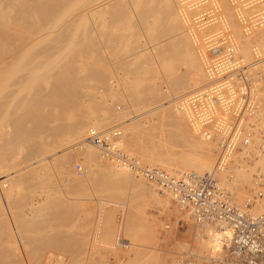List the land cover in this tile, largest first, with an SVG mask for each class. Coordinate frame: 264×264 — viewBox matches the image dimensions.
Here are the masks:
<instances>
[{
    "label": "bare ground",
    "instance_id": "1",
    "mask_svg": "<svg viewBox=\"0 0 264 264\" xmlns=\"http://www.w3.org/2000/svg\"><path fill=\"white\" fill-rule=\"evenodd\" d=\"M203 1L205 2V0H0V264H53L52 258L43 256L46 252L51 253L53 249L63 254L60 259L63 264H83L84 258H87V264H93V259L90 258L93 253V245L91 242L83 240L82 234L78 233V229L80 231L86 229L87 221H89L79 215L80 208L61 200L55 188H49L50 190L36 201L30 200L27 195H21L19 184L21 182L30 183L33 178L23 176L11 181V173L5 174L3 170L5 168L3 165L8 163L33 161L38 164L53 160L68 162L73 159L71 150L80 152L79 154L75 153L80 156L82 154L84 159L110 162L108 158L111 157L122 169L116 166L108 167L107 175L103 177L106 183L103 191L109 193L112 196L111 199L124 197L121 193H125L127 196V200L125 197V201H123V206L126 207V218L125 225L123 224L125 231L122 230L125 235L128 230V235L129 233L130 237L132 235L131 241L144 238L145 229L150 227L148 221L145 220L148 203L160 202L161 206H164L165 203L173 210H178L170 202L171 195L161 196L154 183L138 175L128 165L119 162L115 153L107 154L91 144L88 140L91 130L106 133L110 137L117 133L118 135L113 137L115 147L142 168L156 166L159 170H165V172L176 176L191 173L197 175L216 173L220 185L228 190V185L223 183L226 180L222 181L221 177H218V173L222 174L223 171L221 172L219 168L216 169L212 164L203 163L209 160L214 161L215 155L212 154L210 144L224 139V128L234 122L232 120L233 107L238 106L241 108L237 115L240 118L238 127L243 129V134L240 135L241 133L238 131L236 148L231 152L232 155L230 154L231 168L235 169L236 181L248 183L249 174L246 172L247 170L245 171V167L236 165L242 160L239 161L241 156H236L235 152L247 149L244 152L247 156L248 152L256 150L264 158V105L262 106L261 100L262 96L264 100V86H261L259 81L247 76L248 73L258 69L264 70V57H262L264 56V39H258L255 36L256 30L255 33L251 32L252 35L249 32L251 35L249 36L248 31H246L247 34L245 32L246 28L240 29L238 23L247 17L243 16L244 12L252 13L250 17L264 16V12H262L264 0H208L215 5L216 12L214 8L212 9L213 5H210L211 8H209L210 11L217 14L214 16L208 15L210 14L208 9H205L208 11L207 15L200 12L202 8L200 4ZM215 21L221 27H219L221 29L219 32L210 29ZM245 21L247 23V20ZM209 25L210 27H208ZM241 30L247 37L242 40H247V42H241V37H243V35L241 37L239 35ZM144 32L150 33L154 37L152 46L146 47L141 42L140 34L142 35ZM97 33L101 34L103 38L101 41L104 45L107 48H112L113 52L118 55V60L114 64H104L105 49L101 45L100 39L95 37ZM191 37L196 39L197 48L206 52L212 50L210 47L214 45L224 46V49L229 47L234 52L233 55L231 54V61L236 64L253 61L245 67L241 65L242 68L236 72L233 71L232 75L227 73L222 76L221 80L226 84L223 83L222 86L228 88L227 95L229 97L226 95L228 98H225L226 102L228 100V106L220 109L219 117L216 120L214 117V130L203 129L202 124L195 120L198 117L195 114H199L196 113L198 109L194 111L195 113H191V118L189 117L191 120L194 114L192 123L183 130L182 127L180 129L178 126L182 123L178 122L180 119L178 113H181L185 107V110H188V104L186 106L183 104L182 109H180V105H177L179 107L177 111L176 107H174L175 110L173 109V106L166 108L167 110L172 108V111L168 110L169 114L164 110L166 103H159L155 109L144 114H133V117L122 122L120 126L123 135L117 129L98 130L111 126L114 119L121 120L122 116L120 113L102 115L96 110L98 104L93 101V95L97 90L106 92L111 91L113 87L125 90L127 95L136 100L139 105H149L152 99L154 101L163 96L162 94V96H158L163 91L160 85H150L147 79L144 80L147 82L145 84L137 80V77L143 76L139 62L149 52H152L154 59L164 62L165 77L170 84L182 86L183 89H191L196 86L193 85L195 80L191 79L193 83H188L194 64L189 57L184 55L185 47L190 44L188 40L190 41ZM248 37L253 39L249 41ZM208 60L212 62L211 55H208ZM217 60L218 64L215 63L221 65L220 62L229 59L219 57ZM114 71L123 73L129 80L113 81L111 76ZM193 72L195 73V70ZM236 80L243 82L245 94L243 86ZM216 85L218 84L216 83ZM240 88L244 95L241 106L238 105L239 98H241L239 96V94L241 95ZM214 92L211 93L214 94L213 98L215 99L217 92ZM223 92L224 88L220 94ZM172 93L171 95H173ZM197 93L199 96L202 95L200 92H196V95ZM220 98L217 99L220 100ZM83 99L88 101L87 105L83 104ZM192 107L194 106L192 105ZM200 107L201 113L205 112L201 117L208 113L206 115L208 119L212 108L210 109L204 104H201ZM175 111L178 116L172 113ZM147 115L156 117L157 123L150 124L148 121L145 124H140L134 120L142 119ZM165 116H170L171 119L177 117L172 120L173 122L177 120L174 125H177V122L178 125L172 124V127H178L179 133L167 128ZM168 122V126L173 123L172 121ZM48 139H52L50 141H54V143H49ZM123 147L133 150L139 160L131 156L132 154L126 153ZM218 156L216 152L215 166L218 163ZM147 164L148 166H144ZM259 165L261 166L253 174L252 182L248 184L250 188L248 186L242 188V190L249 188L245 201L253 190L255 175L264 171V164L259 162ZM32 167L33 165L30 164L20 168L19 171ZM227 168H229L228 165L223 167V169ZM223 169L221 168V170ZM51 182V179L44 177L37 183L40 186H45L49 183L51 185ZM228 183L233 186L235 184V182L234 184ZM4 184H7L8 187ZM239 185L241 186V184ZM229 189L228 192L233 203L240 206L241 200H239L240 202L237 200L241 197L236 196L238 199H235L234 191L232 190V193L231 188ZM235 193V195H239L237 190ZM4 202L9 205L10 215L6 213L8 205H4ZM257 206L260 208L259 212L254 210ZM263 207L264 200L254 207L253 214H259ZM143 217L145 219L141 223L140 219ZM72 219H75V224L70 225ZM137 222L141 224L139 225ZM99 224V238L102 243L108 242L111 247L108 250H112L115 245L114 236L116 233L112 229L113 220L109 217L106 225H103V220ZM136 227L138 229H135ZM190 230H192V241L195 239L196 233L193 228ZM124 234L122 233V236ZM209 243L213 247L220 246L217 241ZM205 244L202 242L200 246L203 254L206 253L203 247ZM130 246L135 249L133 258L131 257L132 259L129 260L130 264L152 263L153 260L149 257L150 252H147L149 255L145 253L141 244L136 245L129 242L124 248ZM74 253L78 255V258L70 256ZM115 264H119V262L117 261Z\"/></svg>",
    "mask_w": 264,
    "mask_h": 264
},
{
    "label": "rangeland",
    "instance_id": "2",
    "mask_svg": "<svg viewBox=\"0 0 264 264\" xmlns=\"http://www.w3.org/2000/svg\"><path fill=\"white\" fill-rule=\"evenodd\" d=\"M205 3H206L207 6L208 5L209 6L213 5V3L211 1L205 0V2L204 1L202 2V4H204V6H202V4H200V6L203 9L202 8L200 9V6H199L198 10L200 9L201 10L200 12L204 13L205 15H207L206 13L208 11H205V9H208L209 10L208 13H210L208 15L214 16V14H216V13H214V11L213 12L210 11L209 8H211V6L207 7L205 5ZM231 4H233V3L231 2ZM214 6L215 5H213L212 9L214 8V10H215ZM231 6H233V5H231ZM233 8H235V7L233 6ZM215 12H216V10H215ZM249 12H251V11H249ZM251 14L252 13L244 12L243 16L244 17L247 16V17H245L243 19V21H240L238 23V25L240 26L239 28L243 29V30L246 28L245 32L248 31V33L249 32L250 33L251 32H253V33L257 32V34L255 33V36H257L258 39L259 38H263L264 39V36H263L264 35V30H262L264 28V21H263L264 16L257 15V16H254V17H250ZM257 19H258V21H257ZM245 20H247V23H246ZM214 23H212L213 27H211L210 29L214 30L215 32L221 31V29H219L220 25H218L217 22H216L217 24L216 23L214 24ZM257 23H258V25L260 23V25L258 26ZM245 24H247V25H245ZM210 25L208 27H210ZM248 29L251 30V31H249ZM222 33H223V31H222ZM250 33H249V36L252 35V33H251V35H250ZM244 34H245L244 31L242 32V30H241L240 34H239L240 37L243 35V37H241V42L242 41L243 42L244 41L247 42V40H242L244 38L247 39V37H246L247 32H246L245 35ZM95 37L100 39V41L103 40L101 34H99V33H97V35ZM240 37H239V39H240ZM252 37L250 39L248 37V40L250 41L251 39L254 38V37L253 38ZM140 38H141V42L144 45H146V47L148 45L152 46V44H154L152 42V41H154L153 40L154 37L150 33H147V32L145 33L144 32L142 35L140 34ZM254 39H257V38H254ZM190 41L188 40V43H190V44H187V46L185 47L184 55L186 57H189L192 60V62L194 64L193 71L195 70V73L193 71L191 72L190 78L188 80V83L189 82L193 83V81L195 80L196 84L194 83L193 85H196V86L192 87L191 89H183L182 86L175 85V84H170L168 82V79L165 77L166 71H165V68H164V62L162 60H160V59H154L152 57V52H149L139 62V65L142 68V75L143 76L137 77V80H138V82L142 81V83L145 84L147 82H145L144 80L147 79L148 80V84H150V85H155V84L156 85L157 84L160 85V88H162L161 90H163V91L160 94H158V96L161 95V94L163 96L161 95L162 96L161 98H157L154 101H152L153 100L152 99L151 100L152 104L150 103L149 105H139L136 102V100H134L133 98H131L130 96L127 95L128 93H126L125 90L122 91V90H119V89H117L115 87H113L111 91L108 90L106 92H102L100 90L99 91L97 90L95 92V94L93 95V101L96 104H98V107H97L96 110L102 115H104V114L113 115L112 113H114V114L115 113L116 114L120 113L121 116H122L121 120H118V119L115 120L114 119V121H113L114 123H112L111 126L106 127V128H101V129H98V130L117 129L123 135V130L121 129V126H120L122 124V122H125L127 119H130L131 117H133V114L141 115V114H144L147 111H150L151 109H155V107H157L159 103H166V106H165L164 110H165L166 113L168 112L169 114H170L169 111L170 110L172 111V108L168 109L169 111L166 108H169L170 106L171 107L173 106V109L175 110L174 107H176V111H177V109L179 108L178 107L179 105H180V109H182L184 105L186 106L188 104V106H187L188 110H185L186 109V107H185L183 109V111L185 110L184 112L181 110V113H178L179 116L176 115L177 114L176 111L172 112L174 114L176 113L175 115L180 118V119L178 118L179 119L178 122L182 123V125H179L178 127H180V129L182 127V130L185 127H187L188 124L190 125L192 123V121H193L192 119L194 118V114H193L192 119L190 120L191 115H192L191 113H193L197 109L200 110V111L198 112V110H197L196 113H199V114H195V115L196 116L198 115V117H200V118L197 117L198 119L196 118L195 120H198L197 122L202 124V126H203L202 128L203 129L210 128V129L214 130V120H216L219 117V113L218 112H220V109L226 108L228 106V100L226 102V99L229 97L227 95V93H228L227 89L228 88H226L227 86H225V87L222 86V84L224 83L221 80L222 76H225V74L227 75V73L232 75L233 71L236 72V71L239 70V68H242V66L245 67V66H247L248 64H250L253 61H250V62H247V63H244V64H240V63L236 64L233 61H231V58H232L231 54L233 55L234 52L231 51L229 47H227V48L225 47V49H224V46H216V45H214V46L210 47L212 50H210L209 52H206V51H204L203 49H201L199 47L197 48L196 39L195 38L193 39L191 37ZM101 42H102L101 45L104 46V49H105V52L103 54L104 58H105L104 59V64H106V65L107 64L108 65L114 64L118 60V58H117L118 55H116L113 52L112 48H107V46L104 45L103 41H101ZM188 45H189L190 49H189ZM193 46H194V48H193ZM215 48H217V49H215ZM221 48H222V50H221ZM228 49H229V51H228ZM227 52H228L229 56H228V54H226ZM208 55H211L212 62H210L208 60ZM219 57L227 58L230 61L226 60L227 62L226 61L220 62L219 64H221V63L222 64L221 65H217L218 64L217 58H219ZM262 57H264V56H262ZM215 62H217V64ZM232 62H233L232 66L233 67L235 66V68L230 66ZM262 62H260V63H262ZM228 63H230V64L228 65ZM222 65H224V67H222ZM226 65H228V66H226ZM237 65H240V66L238 67ZM195 66H197V67H195ZM225 67L228 68V69H226ZM218 69H220V70H218ZM221 70H223V71H221ZM225 71H226V73H225ZM263 71L264 70H262V69H260V70L258 69L256 71L248 73L247 76L250 77V79H254V80L259 81L261 83V86H264V78H263L264 77V72ZM152 75L155 76V77H151ZM195 75H196V77H195ZM208 77H210V78L208 79ZM111 78H112L113 81L117 80L119 82H123L125 80H129V78L126 77V75H124L121 72H117V71H114L112 73ZM216 79H218V80H216ZM236 82L237 83L240 82V85L243 86L244 94H245V86H244L243 82L239 81V80H236ZM216 83L218 85L220 84V86L218 87V85H216ZM185 84L187 85V83H185ZM207 84H208V86H207ZM224 85H226V84L224 83ZM203 86H205V87H203ZM215 86H217V87H215ZM221 86L224 88L223 94L222 93L220 94L221 90L223 89V88L222 89L220 88ZM208 87L210 89H212V87H213L214 90L212 89V91H210V89ZM218 88H220L221 90L218 89ZM204 89H206L207 91L204 90ZM240 90H241V95L239 94V96L241 98H239V101H238V105L239 106H241L243 104V101H244V98L242 97V96H244L242 88H240ZM209 91H210V93H209ZM213 91H215L214 93L217 92V95H216L217 97L214 96V97H216L215 99L213 98L214 94L212 95ZM196 92H200V93H202V95L199 96L198 93L196 95ZM171 93L173 95H171ZM206 93H209V94L206 95ZM224 93H226V94H224ZM204 94H205V96H204ZM218 94H219V96H218ZM210 96H212V97H210ZM219 97H221V98L223 97V99L220 98V100H218L217 98H219ZM261 100H262V103H263L262 106H263L264 105L263 96H262ZM82 102L85 105L88 104V101L85 100V99H83ZM201 104L207 105V107H209L210 109L212 108V113H213L214 116L211 115L212 114L211 113L208 116L210 119L209 118L207 119V116H206V115H208V113H207L204 116L206 118L201 117V115L205 114L204 111H202V113H201V109H199V108H201L200 107ZM189 105H190V107H189ZM192 105L194 107H192ZM234 107H235V109H234ZM234 107H233V115H232V120L233 121H235V119H236V117L239 114L240 109H241L238 106H234ZM237 109H238V111H236ZM110 111H113V112H110ZM214 111H215V113L217 111V113L215 114ZM108 112H110V113H108ZM172 113H171V117L173 116ZM169 114H167V115H169ZM166 116H165V119L167 121L166 122L167 123V125H166L167 128H169L171 130L173 129L174 132H178L179 133L180 129H178V127L177 128L172 127L177 120H175V122H173L172 119L174 117L171 119L170 116H168V117H166ZM211 116H213V117H211ZM151 117H153V116L147 115V117L145 116L142 119L141 118H139V119L137 118V119H134V120H136L135 122H138L140 124H143V123L145 124V122H148V121L150 122V124H156L157 123L156 122L157 121L156 117H153V118H151ZM214 117H216V118L214 119ZM175 118L177 119V117H175ZM205 119H206V121H203ZM208 120H209V122H208ZM168 121H172L173 123H170L171 125L168 126V124H169ZM178 122L176 123L177 125H178ZM177 125H174V126H177ZM113 126H116V127H113ZM89 128H87V129H89ZM87 129H86V131H87ZM154 130H156L155 127H154ZM84 137H85V135H84ZM50 140H52V139H48L47 141L49 143L53 144L54 141L52 142ZM221 140L222 139L217 140V141L213 142L212 144H210V148L212 150V154L215 155L214 156L215 157L214 161L213 160L212 161L209 160L207 162H204L203 164H207V165L212 164V166L215 167V164H216V161H215L216 160V152H217V149H218V144H219V142ZM123 150L126 153L130 154V155L132 154L131 156H134L137 160H139L137 155H136V153L133 150L126 149L125 147H123ZM77 151H79V150H77ZM245 151H247V149H241V150H238V151L235 152L236 156H239V155L241 156L240 157L241 159L238 157L239 161L242 160V161H240L242 163V165H241L240 162L238 164H236V165L237 166L240 165L242 167H245V171L247 170L246 172L249 174L248 183H244L242 181H241L242 183H240L239 182L240 180L239 181L235 180L236 179V176H234L235 175V169L231 168V165H232V163H231L232 160L230 159L231 156L228 158V164L226 163V165H225V167H227V165H228L229 168H231V169L229 170V168H227V169H223L222 168L223 170H221V168H219L220 171L221 172L223 171V172H222V174L218 173V177L220 176L222 178L221 179L219 177L220 180H222V181L226 180L223 183L226 184V186L228 185L227 186L228 190H230L229 188H231V192L233 193V191H234L233 194H234L235 199H238L239 197H241V199L239 198L237 200V202H240L239 200H241L240 206H242L244 201H245V198L247 196V190L250 188L248 184H250L252 182L253 174L262 165V164L259 165V162L264 164V161H262V160H264V158L261 157L256 150H254L251 153L248 152L247 156L244 153ZM75 152H76V150H74V152H73V150H71V154H72L73 159L71 161H68V162H66V161L63 162L61 160H59V161L53 160L51 162H44L43 161V162L38 163V164H35L33 161L12 162V163H8L6 165H3L5 167L3 170H4L5 174H10L11 173L10 174V177H12L11 181L16 179L17 177H23V176L33 178L32 179L33 181L30 180L31 181L30 183L29 182L28 183L21 182L19 184V186H18L19 187V193L21 195L22 194L27 195L30 198V200L32 199V200L36 201L38 198H40V196H43L48 190H50L49 188H51V189L55 188V190L57 192V195H58V197L61 200L65 201L68 204L70 203L71 205L76 206V208L78 207V209L80 208V211H79L80 214L79 215L83 216L85 218V220L89 219V221H87V223H88L87 225L88 226L86 225V227H85L86 229L84 228L85 230H83V231H80V229H78V233L80 232L82 234L81 237H82L83 240L89 241L93 245L92 246L93 247V250H92L93 253H91L92 256L90 257L91 259H93V264H115L117 261L119 262V264H130L129 260L132 257V255H134L133 252H134L135 249L132 246H130L129 248H124V246L128 245L129 242H130V244H136V245H140L141 244V246L143 247L142 250L145 253H147V252L149 253L150 252V256L149 257L151 258V260H153L152 263H150V264H170V262L172 260L171 252H182L188 247V245H190V242H191V239H192V230H190V229H187L185 231L176 230L175 222L173 220L171 221V223H172L171 228L172 229L169 232L168 243L166 245L161 243L160 230H161L162 226L164 225V216L168 215V213H170L172 211L171 207H168V205H166L164 202H163L164 206H161L160 202H158L156 204L148 203L147 212H146V219L143 217V219L141 218L140 220H141V223H142V220H144V219L146 220V222L148 221L147 223L150 224V227H147L145 229L146 230L145 231L146 234L144 233L145 234V235H143V237L145 236L144 238H142L141 240H138V238L135 239L137 242L135 240L131 241L132 235H131V237H130V233L128 235V230L125 232L126 235L124 234V231H125V229H124L125 228L124 220L126 218L125 217V215H126V213H125L126 209L125 208L126 207L123 206V201L127 200V196L125 195V193H121V195L122 196L124 195V197L120 198L121 196L119 195L120 197H117V199H115L116 197L115 198L113 197V199H111L112 196L109 193H105V191H103V188H104V186L106 184L103 177H105L107 175L108 167L109 166L110 167L111 166L112 167L116 166L118 168H121L120 165L114 159H112L111 157L108 158L110 160V162L109 161L106 162V161H103V160L99 161V160H92V159H84V156L82 154H81V156L83 158H80L81 156L78 155L80 152L79 153L76 152L78 154H76ZM75 155L76 156L78 155L79 157L78 156L76 157ZM244 162L246 163V165H245ZM256 162H258V163H256ZM30 164L33 165L32 168H29V169L23 170V171H19L20 168H23V167L28 166ZM77 165H79L81 167V170H80L81 171V175H79L77 173V168H76ZM144 166H148V164L144 165ZM153 167L156 168V166H153ZM247 167H249L250 169L247 168ZM157 169H158V167H157ZM41 177H42V179L44 177H47V178L51 179V181H52L51 185H50V183L48 185L46 184L45 186L38 185V183H37L38 180L39 181L42 180ZM34 180H37V181H34ZM233 180H234L235 184H234ZM228 182H232L234 184V186L232 184L228 183ZM238 183L241 184V186ZM4 186L8 187L7 184H4ZM247 186L249 187L248 189L246 188V189L242 190V188H245ZM240 187H241V190H239ZM236 190H237V192H239L237 194H239L240 196L239 195H235L236 194L235 193ZM0 191H1V186H0ZM240 192H242V193L244 192L245 194L244 193L241 194ZM109 196H110V198H109ZM236 196L238 198H236ZM125 197H126V199L124 200ZM5 204H6V206L8 205L7 202H4V205ZM6 208H7L6 213L9 214L10 213L9 205ZM259 209H260L259 206H257L254 210H256L255 212H259ZM109 217L113 220L112 229H113L114 233L116 232L115 236H114L115 239L113 238L114 241H115V245H114V248L112 250H108V249H111L110 245L108 244V242H103L102 243V241L100 240L99 235H98V227L100 225L99 223L102 222V220H103V225H106L107 224V218H109ZM71 221L72 222H71L70 225L75 224V219H72ZM137 224H139V222H137ZM137 224H135V225L137 226ZM137 227L135 229H138ZM122 233L124 234L123 236H122ZM146 237H147V239H146ZM134 238H136V237H134ZM143 239H145V240H143ZM142 240H143V242H142ZM121 242H122V244H121ZM124 243H126V244H124ZM211 246L212 245L209 242H206V244L203 246L204 247V251H206V253H208V251L211 248ZM146 250H148V251H146ZM43 256L47 257V258H52V261L54 262L53 264H63L62 261L60 260L62 258V256H63V254L61 252H58L56 249H53V251L51 253L50 252H46L45 254H43ZM70 256L78 258V255L76 253L70 254ZM127 260H128V262H127ZM82 263L83 264H87L88 263L87 262V258H84Z\"/></svg>",
    "mask_w": 264,
    "mask_h": 264
},
{
    "label": "built area",
    "instance_id": "3",
    "mask_svg": "<svg viewBox=\"0 0 264 264\" xmlns=\"http://www.w3.org/2000/svg\"><path fill=\"white\" fill-rule=\"evenodd\" d=\"M239 120L236 117L224 128V139L218 144L216 169L223 168L235 150L238 131L243 134V129L238 127ZM117 135L114 133L113 137ZM113 137L91 130L88 140L107 154L115 153L119 162L154 183L161 196L171 195L170 202L178 209L171 208L164 216L161 243H168L172 220L176 230L193 228L196 233L187 250L171 252L170 264H264V207L259 214L252 212L264 200V171L255 175L253 190L244 205L237 206L228 190L220 185L216 173L176 176L155 167L142 168L115 147ZM76 168L81 175V167ZM210 241H217L220 246H212L203 254L201 243Z\"/></svg>",
    "mask_w": 264,
    "mask_h": 264
}]
</instances>
